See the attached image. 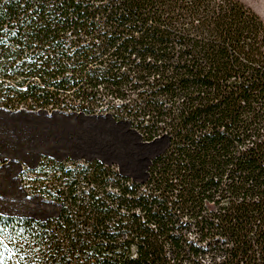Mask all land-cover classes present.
Masks as SVG:
<instances>
[{
	"label": "trees",
	"instance_id": "16d2710c",
	"mask_svg": "<svg viewBox=\"0 0 264 264\" xmlns=\"http://www.w3.org/2000/svg\"><path fill=\"white\" fill-rule=\"evenodd\" d=\"M106 112L165 141L137 180L42 159L45 219L0 264H264V19L240 0H0V108Z\"/></svg>",
	"mask_w": 264,
	"mask_h": 264
},
{
	"label": "rangeland",
	"instance_id": "374dc122",
	"mask_svg": "<svg viewBox=\"0 0 264 264\" xmlns=\"http://www.w3.org/2000/svg\"><path fill=\"white\" fill-rule=\"evenodd\" d=\"M240 1L264 19V0ZM7 110L0 109V215L45 219L59 213V203L32 190V170L46 157L97 159L141 181L152 157L165 146L164 140L146 143L128 122L106 112ZM13 264H19L16 258Z\"/></svg>",
	"mask_w": 264,
	"mask_h": 264
},
{
	"label": "water",
	"instance_id": "95a60500",
	"mask_svg": "<svg viewBox=\"0 0 264 264\" xmlns=\"http://www.w3.org/2000/svg\"><path fill=\"white\" fill-rule=\"evenodd\" d=\"M0 109H2V110H6V111H11V110H7V109H5V108H0ZM80 114H82V115H85V116H94V115H88V114H85V113H82V112H79ZM64 114H67V113H64ZM154 143V142H153Z\"/></svg>",
	"mask_w": 264,
	"mask_h": 264
},
{
	"label": "snow or ice",
	"instance_id": "6c2138e0",
	"mask_svg": "<svg viewBox=\"0 0 264 264\" xmlns=\"http://www.w3.org/2000/svg\"><path fill=\"white\" fill-rule=\"evenodd\" d=\"M0 245H2V241H0Z\"/></svg>",
	"mask_w": 264,
	"mask_h": 264
}]
</instances>
